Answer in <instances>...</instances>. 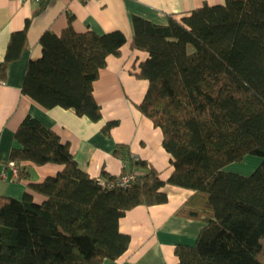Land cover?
Instances as JSON below:
<instances>
[{
  "label": "trees",
  "instance_id": "obj_1",
  "mask_svg": "<svg viewBox=\"0 0 264 264\" xmlns=\"http://www.w3.org/2000/svg\"><path fill=\"white\" fill-rule=\"evenodd\" d=\"M133 23L131 47L149 53L137 73L149 82L138 106L162 130L174 167L170 177L161 178L121 144L115 153L130 168L148 170L134 172L130 186H108L101 178L110 182L116 176L82 170L70 143L27 114L8 163L63 167L29 181L21 199L0 195V264H101L118 258L130 243L119 228L121 216L138 204L166 202V182L193 189L189 212L199 215V208L206 220L194 244L176 245L178 264H264V0L205 3L180 17L170 14L167 24L139 16ZM126 41L120 29L79 32L69 24L59 34L47 30L40 37L42 55L27 63L22 92L46 108H73L98 120L93 82ZM26 44V26L12 32L1 79ZM248 154L262 158L252 173L224 169ZM33 192L44 199L36 201Z\"/></svg>",
  "mask_w": 264,
  "mask_h": 264
},
{
  "label": "crops",
  "instance_id": "obj_2",
  "mask_svg": "<svg viewBox=\"0 0 264 264\" xmlns=\"http://www.w3.org/2000/svg\"><path fill=\"white\" fill-rule=\"evenodd\" d=\"M225 0H0V62L4 59L12 32L27 27V44L21 55L9 66L6 79L0 78V195L21 199L28 190L29 181H41L55 174L63 165L46 163L20 164L22 175L11 178L9 155L19 146L15 131L27 114L52 127L63 141L70 143L79 167L93 177L103 171L118 176L126 172L143 174L148 169L130 168L122 154L115 153L119 145L127 146L134 158H141L160 172L167 180L174 167L171 155L163 143V133L153 120L141 111L148 80L139 77L140 62L149 56L145 50L132 48L133 17L139 16L158 24H167L169 15L177 17L205 3H224ZM71 24L76 31L94 30L98 33L120 29L127 41L119 55L111 54L107 65L101 68L93 82V94L101 107V117L93 120L79 115L73 108L44 107L22 92V83L29 59L42 55L41 35L55 33ZM107 123H112L109 131ZM249 155V154H248ZM249 159V160H246ZM232 162L225 170L249 174L251 170L235 168L253 163ZM6 173V176L3 175ZM168 200L152 205L138 204L120 218L119 228L130 235L127 250L118 258H105L101 264H178L177 244H194L201 227L206 223L201 209L191 215L189 199L195 193L191 188L166 182L161 188ZM36 201L44 197L33 192ZM197 208V207H196Z\"/></svg>",
  "mask_w": 264,
  "mask_h": 264
},
{
  "label": "built area",
  "instance_id": "obj_3",
  "mask_svg": "<svg viewBox=\"0 0 264 264\" xmlns=\"http://www.w3.org/2000/svg\"><path fill=\"white\" fill-rule=\"evenodd\" d=\"M28 1H38L40 2L41 0H28ZM11 169H12V175L11 178L17 179L20 175V165H18L16 162L11 161ZM3 175L6 176V173L3 172ZM136 178V174L134 172H126L123 174H120L116 176L115 180H112L110 182H107L106 179L101 178V182L104 184H107L108 186H113L115 184L117 185H122V186H130L134 182Z\"/></svg>",
  "mask_w": 264,
  "mask_h": 264
},
{
  "label": "rangeland",
  "instance_id": "obj_4",
  "mask_svg": "<svg viewBox=\"0 0 264 264\" xmlns=\"http://www.w3.org/2000/svg\"><path fill=\"white\" fill-rule=\"evenodd\" d=\"M247 156H250V158H254L255 161L253 163H251V164H248L249 166H248L247 169H243V167H242L243 165H236L235 168H238V169H241V170H244V171L245 170H251L250 173H252L256 169V167L259 165V163L261 162L262 158H261V156L255 155V154H249ZM246 160H249V159H246ZM241 162H246V163H243L245 165V164H247L248 161H244V159L241 160V161H236L237 164H240Z\"/></svg>",
  "mask_w": 264,
  "mask_h": 264
}]
</instances>
